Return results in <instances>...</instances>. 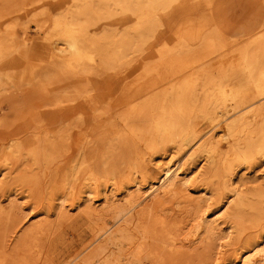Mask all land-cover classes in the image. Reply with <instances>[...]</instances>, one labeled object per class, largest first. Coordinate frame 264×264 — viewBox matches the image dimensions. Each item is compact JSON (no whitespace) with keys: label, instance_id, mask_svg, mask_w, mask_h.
I'll use <instances>...</instances> for the list:
<instances>
[{"label":"bare ground","instance_id":"6f19581e","mask_svg":"<svg viewBox=\"0 0 264 264\" xmlns=\"http://www.w3.org/2000/svg\"><path fill=\"white\" fill-rule=\"evenodd\" d=\"M37 1L46 6L36 23L47 29L49 60L117 80L106 84L105 97L82 79L73 100H86L91 115L49 126L34 99L52 73L44 61H30L44 46L31 48L25 29L12 46L0 42L1 87L25 94L16 108L37 106L32 135L0 140V177L11 191L26 188L36 217L45 218L23 230L12 250L0 243V264H215V252L230 264H264V182L252 190L235 174V163L264 158V33L229 50L211 14L153 51L156 20L179 0H64L55 8L56 0ZM97 20L109 29L100 38L89 35ZM217 56L223 63H208ZM111 101L122 111L111 114ZM255 105L254 118L242 113ZM167 148L181 158L159 163L154 181L149 161ZM121 152V163H107ZM198 159L204 170L195 177ZM100 195L112 202L98 208ZM56 205L77 215L53 220ZM13 215L0 206V241L21 231Z\"/></svg>","mask_w":264,"mask_h":264},{"label":"rangeland","instance_id":"374dc122","mask_svg":"<svg viewBox=\"0 0 264 264\" xmlns=\"http://www.w3.org/2000/svg\"><path fill=\"white\" fill-rule=\"evenodd\" d=\"M62 1L64 0H56L51 6L55 8L59 6ZM208 1L209 0H179L172 5L168 18L158 17L156 20L157 26L155 28V36L150 40L154 43L153 51L159 49L163 41L171 39L174 41L178 35L187 33L194 26L203 24L204 19L211 14H213L215 18L214 30L223 42H230L229 50L244 45L264 33V0H214L212 5H208ZM45 7L44 1L0 0V42L6 46H12L18 39L25 37L23 33L25 29L28 37L33 40L31 48L37 47V45L44 46V48H41L36 53L33 51L34 54L31 56L32 58H30V61H44V64L47 66L46 68L50 70L52 75L38 85L39 91L34 100L36 103L42 105L39 110L45 117L47 124L49 126H54L55 122L62 120V117L65 116L67 117L62 122L64 123L65 121V123L68 124L70 121L78 118L80 116L79 113L85 114L86 117L91 115L92 110L86 100H73L74 88L77 84L82 82V79L83 81L84 79L86 82L88 81L87 85L93 90V95L106 97L107 94L109 96V92L111 91L110 87H108V90L106 89V84L112 83L114 80H117V78L114 73L103 72L98 68H92L93 70H89L90 72L87 74L82 69H67L65 62H52L49 60L48 57L52 50L48 46L50 44L49 41L45 39L47 29L45 26L38 29L36 23L39 18V21H41V19L45 17L43 14V11L46 10ZM98 15L99 13H90L88 17H97ZM49 23L50 22H47L46 25H49ZM159 23H162L163 26H158ZM104 24L105 21L103 23V21L97 20L96 23L90 26L89 35L95 38L102 37L104 32L109 30L104 27ZM10 25L14 26V31H6V28L10 27ZM240 27H242V32L239 30ZM12 32L16 33V38L12 36ZM238 32H240V34ZM237 41L239 43H236ZM129 59L133 60L134 62H132V64L136 63L137 67L139 64L137 61L139 57L133 54ZM208 63L217 64L218 66L223 62H220V58L217 56L210 58ZM1 67L2 66H0V69ZM38 75H40V73H38ZM7 88L8 86L4 88L0 85V140L3 139V143H7L8 139L16 136L26 138L37 130L33 120L37 106L34 105V107H32L26 103L24 109H20L19 107L16 108V106L19 105L17 104L19 101L25 100V94H16L10 88L9 91H6ZM110 104L111 114L116 115L118 112L122 111L114 101H111ZM258 107L259 106L255 105L249 109L246 108L242 113L247 114L248 117L254 118V110ZM21 114L23 115L21 116ZM114 123L121 128L122 125L118 123V117L114 119ZM201 127L204 128L205 124L201 125ZM222 134L223 130L217 129L216 138L219 139L221 143L225 141L221 144L224 148L222 151H225V149L228 148V142L222 138ZM123 155H126L125 152H121L119 157L115 154L110 158H106V161L108 164L121 163L124 158ZM71 156L74 155L71 154ZM180 158L181 154L178 155L175 150L170 148L156 155V158H154L152 162L149 161V165L152 168V179L156 181L161 175V171L157 167L159 163L168 162L170 159L171 163H175ZM230 158L234 159L235 154L231 153ZM202 165L201 159H198L195 164L191 166V169L195 170V177L203 173L204 168H202ZM1 169L2 167H0V170ZM235 171L238 177L242 176L241 178L244 179H241L240 182L247 183L250 189L259 187V185L264 182V158L256 159L249 167L235 163ZM6 178V176L0 177V206L5 207L8 211L11 210L20 228H22L19 233L11 232L0 241L1 245L12 250L15 245H17L18 238L23 230L37 225L45 218L44 216L36 217L39 209L34 204L33 197L29 196L26 188L15 186L11 191L6 188ZM197 182L198 181H194L191 183V187L193 188L196 186L198 184ZM40 191L45 192V188H41L39 192ZM106 201L107 199L105 196L100 195L95 202V206H98V208L102 206L107 207V205L112 202L108 201L106 204ZM215 207L216 206H213L210 211L215 210ZM55 209L56 216L53 217V220L58 219L57 215L60 214V212L67 213L71 216L77 215V211H74V209H71V211L69 209L62 210L57 205ZM20 228L18 227L16 231L20 230ZM2 233L3 230L0 229V234ZM76 244L78 243L76 242ZM234 247H236V244ZM230 248L227 249L230 250ZM221 255L222 254L215 252V264H230L225 257L226 253L225 255ZM65 256H68V253H65Z\"/></svg>","mask_w":264,"mask_h":264}]
</instances>
